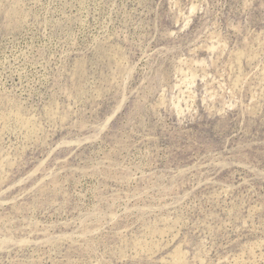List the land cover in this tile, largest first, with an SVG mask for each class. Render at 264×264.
<instances>
[{
	"label": "rangeland",
	"instance_id": "1",
	"mask_svg": "<svg viewBox=\"0 0 264 264\" xmlns=\"http://www.w3.org/2000/svg\"><path fill=\"white\" fill-rule=\"evenodd\" d=\"M0 264H264V0H0Z\"/></svg>",
	"mask_w": 264,
	"mask_h": 264
}]
</instances>
